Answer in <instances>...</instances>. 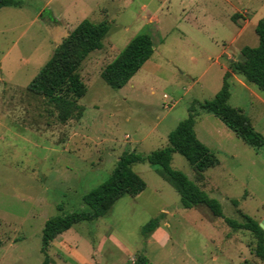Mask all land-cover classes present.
Instances as JSON below:
<instances>
[{"label": "rangeland", "instance_id": "1", "mask_svg": "<svg viewBox=\"0 0 264 264\" xmlns=\"http://www.w3.org/2000/svg\"><path fill=\"white\" fill-rule=\"evenodd\" d=\"M19 1L0 9V264H43L46 221L87 209L83 197L121 156L167 147L194 102L197 136L220 163L202 181L180 153L172 168L217 199L226 217L240 220L241 210L264 220V92L232 74V112L220 118L198 105L220 91L242 48L258 45L264 0ZM86 19L107 21L110 30L80 68L88 87L78 102L83 116L62 122L28 85ZM143 33L153 39V56L123 88L110 87L103 69ZM133 169L147 188L59 235L47 251L51 264H138L140 256L148 264H264L251 232L234 231L205 205L183 207L160 166ZM156 217L158 228L145 234Z\"/></svg>", "mask_w": 264, "mask_h": 264}, {"label": "trees", "instance_id": "2", "mask_svg": "<svg viewBox=\"0 0 264 264\" xmlns=\"http://www.w3.org/2000/svg\"><path fill=\"white\" fill-rule=\"evenodd\" d=\"M7 6H21V2L0 0V9ZM236 17L237 15L233 16V20ZM109 30L110 25L107 21L97 23L88 19L83 20L56 48L51 59L28 85L30 92L43 96L58 110L60 121L80 119L83 116L84 108L78 102L85 97L88 87L80 75V68L92 52L103 47ZM256 33L259 37L258 45H247L242 48V60L230 64L229 70L224 75L222 88L213 99L200 102L198 105L201 109L220 118H225L233 111L229 103L232 74L243 76L247 82L256 85L264 92V18L256 25ZM154 51L150 34L135 36L116 59L103 69L101 73L103 80L114 89L123 88L151 59ZM196 105L197 103L194 102L189 109L188 117L180 121L171 131L167 147L155 150L147 156L136 152L121 156L110 177L83 197L87 209L52 216L46 221L42 236V253L45 255L43 264H51L47 251L59 235L77 223L98 220L106 215L115 202L125 194L136 197L147 188L145 180L133 169L134 164L145 161L160 166L161 174L179 192L183 207L205 205L215 216L224 218L234 231L251 232L256 240L253 253L264 263V230L260 227V222L241 210H239L240 220L226 217L217 199L211 197L183 172L171 166L172 154L180 153L193 167L195 180L202 181L205 172L220 163L216 154L197 136ZM248 136L244 135L242 138L249 142ZM232 204L238 207L239 201L232 200ZM160 221V217L151 219L143 227V232L145 234L153 232L158 228ZM138 264H148V259L140 256Z\"/></svg>", "mask_w": 264, "mask_h": 264}, {"label": "water", "instance_id": "3", "mask_svg": "<svg viewBox=\"0 0 264 264\" xmlns=\"http://www.w3.org/2000/svg\"><path fill=\"white\" fill-rule=\"evenodd\" d=\"M260 227L264 230V220L260 222Z\"/></svg>", "mask_w": 264, "mask_h": 264}]
</instances>
